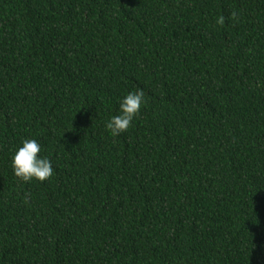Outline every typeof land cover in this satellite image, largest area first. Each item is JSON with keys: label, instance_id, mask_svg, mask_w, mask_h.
Masks as SVG:
<instances>
[{"label": "trees", "instance_id": "trees-1", "mask_svg": "<svg viewBox=\"0 0 264 264\" xmlns=\"http://www.w3.org/2000/svg\"><path fill=\"white\" fill-rule=\"evenodd\" d=\"M0 264H264V0H0Z\"/></svg>", "mask_w": 264, "mask_h": 264}, {"label": "clouds", "instance_id": "clouds-1", "mask_svg": "<svg viewBox=\"0 0 264 264\" xmlns=\"http://www.w3.org/2000/svg\"><path fill=\"white\" fill-rule=\"evenodd\" d=\"M235 16V13H233ZM217 23L223 25L224 17H219ZM147 103L143 89L128 92L119 100L118 114L113 115L106 122V128L113 137L125 133L134 124L142 107ZM43 148L34 138H25L11 158L14 175L24 183L33 181L45 182L54 174L51 159L41 155Z\"/></svg>", "mask_w": 264, "mask_h": 264}]
</instances>
